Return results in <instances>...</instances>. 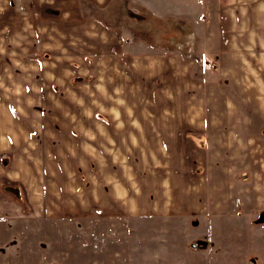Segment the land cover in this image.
<instances>
[{"label": "crops", "instance_id": "1", "mask_svg": "<svg viewBox=\"0 0 264 264\" xmlns=\"http://www.w3.org/2000/svg\"><path fill=\"white\" fill-rule=\"evenodd\" d=\"M86 1L104 9L113 0ZM131 1L140 34L131 28L134 14L109 24L83 14L81 0H0V179L21 180L29 202L44 201L46 212L55 201L59 212L93 217L102 207L136 217L204 213L191 228L201 233L216 160L224 176L221 155L245 153L223 139L255 119L246 107L264 104V0ZM169 40L193 42L191 55ZM51 50L66 85L61 129H43L42 137L60 139L45 152L59 147L61 163L50 158L34 171L16 155L36 143L43 120L34 109L38 98L45 101L42 85L57 74L38 51ZM92 72L91 80L71 83ZM2 154L15 156L7 164ZM42 179L50 194L35 198ZM16 203L1 196L0 217L23 209Z\"/></svg>", "mask_w": 264, "mask_h": 264}, {"label": "rangeland", "instance_id": "2", "mask_svg": "<svg viewBox=\"0 0 264 264\" xmlns=\"http://www.w3.org/2000/svg\"><path fill=\"white\" fill-rule=\"evenodd\" d=\"M153 1L163 7L168 2ZM131 3V0H113L101 9L91 1L81 0V10L85 15H98L109 24H117L126 14L129 17L134 14L135 25L131 28L140 34L138 11L130 9ZM47 11L58 12L52 7ZM168 42L181 48L182 54L191 55L188 50L193 42ZM57 53L38 51L39 55L48 56L53 74L58 76L53 75V80L42 85L45 101L38 98L34 109L43 120L41 127L38 126L37 136L31 138L36 143L29 144L28 153L16 155L27 160L21 163L23 167L29 165L34 171L45 170L50 158L54 166L61 163L59 147L45 152V147L55 146L60 139L42 137L43 129H61V96L66 83L60 77ZM193 54L201 57L197 51ZM93 77V72L87 76L76 75L71 83ZM2 78L0 74V81ZM38 78L44 83L43 78ZM259 101H264V98ZM88 108L93 112L91 105ZM247 108L245 113L255 114V119L246 121L244 128L237 131V136L232 133L233 136L223 139V144L237 149L239 146L245 153L229 150L221 155L228 166L225 169L227 174L223 171L224 176L219 168L221 162L216 160L217 167L210 171L209 201L204 211L209 217L202 220L204 229L201 233L192 232L191 228L201 217L205 218L204 213L195 217L153 213L136 217L102 207L99 209L101 216L93 217L92 213L83 214L80 210L59 212L60 202L55 201L52 202V212H46L44 201H37L36 206L35 202H29L26 186L21 180L0 179V197L15 200L23 208L16 211L11 206L12 210H6L5 216L0 217V264H264V120H257L264 115V104ZM43 116H53L58 120L44 121ZM14 156L4 154L1 160L10 163ZM41 184L39 192L34 189L35 198L36 193L42 196L50 194L51 186L47 182L44 184V179ZM11 186L18 188L19 192Z\"/></svg>", "mask_w": 264, "mask_h": 264}, {"label": "built area", "instance_id": "3", "mask_svg": "<svg viewBox=\"0 0 264 264\" xmlns=\"http://www.w3.org/2000/svg\"><path fill=\"white\" fill-rule=\"evenodd\" d=\"M197 61L199 64H204V59L202 57H200L199 55L197 56Z\"/></svg>", "mask_w": 264, "mask_h": 264}, {"label": "water", "instance_id": "4", "mask_svg": "<svg viewBox=\"0 0 264 264\" xmlns=\"http://www.w3.org/2000/svg\"><path fill=\"white\" fill-rule=\"evenodd\" d=\"M6 158H8V156H6ZM10 188H13V190L16 191L17 193L19 192L18 190H15V187L11 186ZM16 189H18V188H16Z\"/></svg>", "mask_w": 264, "mask_h": 264}, {"label": "trees", "instance_id": "5", "mask_svg": "<svg viewBox=\"0 0 264 264\" xmlns=\"http://www.w3.org/2000/svg\"><path fill=\"white\" fill-rule=\"evenodd\" d=\"M2 155H4V154H2Z\"/></svg>", "mask_w": 264, "mask_h": 264}]
</instances>
